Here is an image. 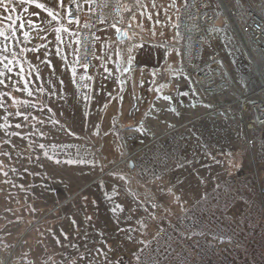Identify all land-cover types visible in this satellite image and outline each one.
<instances>
[{
  "label": "rangeland",
  "instance_id": "374dc122",
  "mask_svg": "<svg viewBox=\"0 0 264 264\" xmlns=\"http://www.w3.org/2000/svg\"><path fill=\"white\" fill-rule=\"evenodd\" d=\"M223 1L264 15V0ZM63 3L0 0V264H136L156 229L207 207L256 222L264 126L247 135L236 104L218 108L264 99V63L218 0L214 28L238 44L221 66L230 88L202 98L159 54L157 110L139 132L121 129L119 50L96 41L107 66L80 67Z\"/></svg>",
  "mask_w": 264,
  "mask_h": 264
},
{
  "label": "built area",
  "instance_id": "2783aa9c",
  "mask_svg": "<svg viewBox=\"0 0 264 264\" xmlns=\"http://www.w3.org/2000/svg\"><path fill=\"white\" fill-rule=\"evenodd\" d=\"M218 2L223 6L221 0ZM63 8L65 23L78 34L77 64L93 74L98 70L97 36L102 30L120 27L121 0H64ZM228 9L234 19V23L229 19L233 29L245 41L241 39L243 47L250 57L256 53L264 63V15L252 5L244 16ZM217 14L212 0H186L176 26L182 68L202 98L225 91L231 84L217 63V54L212 63H202L205 47L216 36ZM234 104L247 135L264 126V99L258 93L218 110H230ZM251 175L259 213L256 222L241 221L228 211L211 207L183 214L168 227L156 229L136 264H264V178L257 170Z\"/></svg>",
  "mask_w": 264,
  "mask_h": 264
},
{
  "label": "crops",
  "instance_id": "0c3cea01",
  "mask_svg": "<svg viewBox=\"0 0 264 264\" xmlns=\"http://www.w3.org/2000/svg\"><path fill=\"white\" fill-rule=\"evenodd\" d=\"M186 0H121V29H105L97 36V44L111 45L121 54V129L140 131L157 110L159 54L170 69L181 67L180 37L176 26ZM215 29V28H214ZM120 30L127 39L118 40ZM216 32V30H215ZM238 44L232 33L216 32L213 42L206 46L203 64L214 61L222 67L228 59L227 48ZM221 61L223 64L219 61ZM166 59H168L166 61ZM99 68L106 67L97 57ZM112 67V66H111ZM154 113V114H153ZM155 117V115H154ZM138 129V130H137ZM123 132V130H121Z\"/></svg>",
  "mask_w": 264,
  "mask_h": 264
},
{
  "label": "bare ground",
  "instance_id": "6f19581e",
  "mask_svg": "<svg viewBox=\"0 0 264 264\" xmlns=\"http://www.w3.org/2000/svg\"><path fill=\"white\" fill-rule=\"evenodd\" d=\"M221 2H222V4H223V6H224V9H225V11H226V13H227L229 19L231 20L232 23H234L233 16H232V14L229 12V9H228L227 5L225 4V2H224L223 0H221ZM241 38H242V40H244L243 37H241ZM243 42L245 43V41H243ZM8 262H9V261L6 260V261H5V264H7Z\"/></svg>",
  "mask_w": 264,
  "mask_h": 264
},
{
  "label": "water",
  "instance_id": "95a60500",
  "mask_svg": "<svg viewBox=\"0 0 264 264\" xmlns=\"http://www.w3.org/2000/svg\"><path fill=\"white\" fill-rule=\"evenodd\" d=\"M124 34V30H120L119 31V34H118V40L119 41H121V40H123V39H127V35L125 34L124 36H122ZM130 166H131V168L133 167V164L132 163H130Z\"/></svg>",
  "mask_w": 264,
  "mask_h": 264
},
{
  "label": "trees",
  "instance_id": "16d2710c",
  "mask_svg": "<svg viewBox=\"0 0 264 264\" xmlns=\"http://www.w3.org/2000/svg\"><path fill=\"white\" fill-rule=\"evenodd\" d=\"M131 167V166H130Z\"/></svg>",
  "mask_w": 264,
  "mask_h": 264
}]
</instances>
